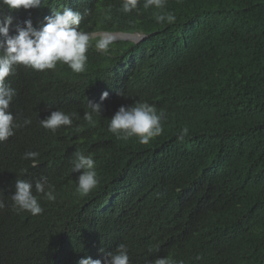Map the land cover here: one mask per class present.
<instances>
[{"label": "trees", "instance_id": "16d2710c", "mask_svg": "<svg viewBox=\"0 0 264 264\" xmlns=\"http://www.w3.org/2000/svg\"><path fill=\"white\" fill-rule=\"evenodd\" d=\"M69 2L102 30L145 36L114 41L106 53L91 47L80 73L18 66L6 78L17 91L10 111L32 123L0 143V264H78L100 250L106 258L121 243L129 251L160 245L184 264H264V0H166L129 13L123 0ZM168 14L172 23L157 22ZM6 15L15 35L25 15L0 5V18ZM131 88L140 92L127 100L148 93L174 125L148 144L108 131ZM105 91L101 116L89 125L88 101L100 103ZM187 93V114L177 116ZM54 110L79 118L54 134L40 126ZM77 150L96 161L99 183L86 196L76 190L80 173L71 171ZM27 152L39 153L36 167ZM41 176L56 199L40 197V215L17 214L16 180L34 185ZM173 238L177 249H169Z\"/></svg>", "mask_w": 264, "mask_h": 264}, {"label": "clouds", "instance_id": "9594fccd", "mask_svg": "<svg viewBox=\"0 0 264 264\" xmlns=\"http://www.w3.org/2000/svg\"><path fill=\"white\" fill-rule=\"evenodd\" d=\"M166 0H123L122 11L125 13L143 8H163ZM0 5L7 6L9 10H19L24 13V26L16 25L15 35L10 34L14 17L6 15L0 18V143L13 137L22 127L31 125L32 119H20L10 111V106L17 95L15 88L6 83V78L15 75L18 66H24L36 71L45 72L55 70L58 66H66L75 73L85 70L88 55L92 47L96 51L107 52L112 42L119 39L133 37L141 40L145 34L136 32L105 31L98 26V18L92 17L85 20L82 10L73 6L69 0H0ZM47 8L45 13L38 10ZM37 12L38 19L32 18L31 13ZM158 23L167 21L172 23L175 17L171 14L156 17ZM32 21H37L36 25ZM93 44V45H92ZM140 92V88H131L122 102L115 106L109 116L108 131L118 140H128L136 137L141 144H148L152 139L163 133L164 125L174 127L172 122L165 121V112L160 110L157 103L148 93L134 96L131 100L127 97ZM109 96L105 91L100 97V103L88 101L89 111H85L83 119L89 124H95L94 117L101 116L103 101ZM192 98L190 93L180 95L175 108L177 116L187 114L186 104ZM74 118H79L77 113H65L61 110L51 111V114L40 119V126L52 133L61 128H71ZM77 132L80 128L75 129ZM187 127L182 129L177 136L178 141H184L188 135ZM39 157L37 152H27L24 159L32 161L36 167ZM71 171L80 173L76 190L82 195H88L99 183L95 171L96 161L91 155H85L77 150L71 161ZM27 169H22L20 175L26 174ZM33 188L35 191H33ZM54 201L56 199L54 186L49 183L48 177L41 176L35 184L29 180L17 179L15 194L11 195L12 210L17 214L28 212L33 216L43 213L39 198ZM5 208L3 199H0V209ZM207 225V224H206ZM197 227L202 228L200 224ZM178 244L173 238L169 249H177ZM162 246L147 248L139 247L136 251H129L121 243L105 258L104 250H100L92 259L90 256L79 260L78 264H184L173 257L171 252ZM143 252L148 258L138 261V253ZM156 260L153 257H159ZM97 258V259H95ZM145 258V259H146Z\"/></svg>", "mask_w": 264, "mask_h": 264}]
</instances>
